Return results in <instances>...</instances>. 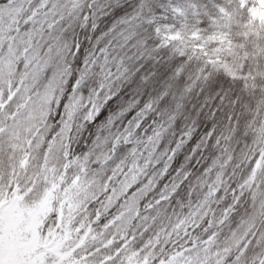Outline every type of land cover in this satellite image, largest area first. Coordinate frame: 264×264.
<instances>
[{
    "label": "trees",
    "instance_id": "trees-1",
    "mask_svg": "<svg viewBox=\"0 0 264 264\" xmlns=\"http://www.w3.org/2000/svg\"><path fill=\"white\" fill-rule=\"evenodd\" d=\"M0 10V209L46 264H264V0Z\"/></svg>",
    "mask_w": 264,
    "mask_h": 264
},
{
    "label": "rangeland",
    "instance_id": "rangeland-1",
    "mask_svg": "<svg viewBox=\"0 0 264 264\" xmlns=\"http://www.w3.org/2000/svg\"><path fill=\"white\" fill-rule=\"evenodd\" d=\"M1 15L3 14H0V16ZM14 130L15 128L12 129V132H14ZM29 199L30 198H27L22 202L16 198L15 200L12 199L10 207L0 209V219H2L4 223L3 225L0 224V264H46L47 260L55 259L57 257V244L53 241H49L48 239L45 241L46 254L44 256L36 254L37 250L35 247L33 248L31 232H33L34 229V219L36 217L37 209L36 205H27ZM37 204H40V202ZM23 207L25 208L24 217L21 215L22 220H17L15 217L16 215L14 216L11 211L19 208L17 211L19 213L22 211ZM78 231V234H71V236H73V241L70 240V242L72 241V244L69 246L68 250L58 256L60 258L57 259L54 264H63L67 262L65 256L69 260L72 254H74L72 257L73 259L76 258L77 253H81V250L83 252V246L80 245H82V242L84 238L87 237L88 233H82L80 230ZM67 233L68 232L66 231L64 235H67ZM80 259H74L73 262L75 264H79ZM100 263V259H94V261L92 259H88L84 264Z\"/></svg>",
    "mask_w": 264,
    "mask_h": 264
}]
</instances>
